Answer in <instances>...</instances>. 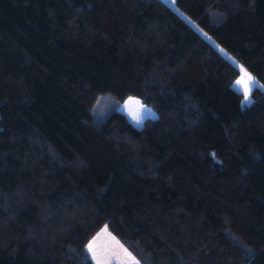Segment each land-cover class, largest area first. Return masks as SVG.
Wrapping results in <instances>:
<instances>
[{"label": "trees", "instance_id": "1", "mask_svg": "<svg viewBox=\"0 0 264 264\" xmlns=\"http://www.w3.org/2000/svg\"><path fill=\"white\" fill-rule=\"evenodd\" d=\"M264 85V0H175ZM162 0H0V264H264V92ZM157 117H98L99 96Z\"/></svg>", "mask_w": 264, "mask_h": 264}, {"label": "rangeland", "instance_id": "2", "mask_svg": "<svg viewBox=\"0 0 264 264\" xmlns=\"http://www.w3.org/2000/svg\"><path fill=\"white\" fill-rule=\"evenodd\" d=\"M162 1L165 4H167L168 6H170L181 18H183L185 21H187L204 39H206L216 50H218V52L225 59H227L232 64H233V61H235V65L234 64L233 65L239 71L237 78L234 80V82H235L241 75L240 70H239V66H243V65H241L236 59L233 58V56L231 54H229L226 50H224L208 34H206L193 21H191L185 14H183L175 6V3H173V0H162ZM221 49L223 51H221ZM250 75L255 80L259 81L255 76H253L252 74H250ZM234 82L232 83V88L236 92L241 94L242 100H243L244 96H243L242 86L233 87ZM259 83L261 85H263L260 81H259ZM256 88H258L264 92V89H261L259 87H256ZM252 91L250 92V100L251 101H252V97H251ZM132 98L137 99L141 102V100L136 98V97H132ZM128 99H129V97L124 99L122 102H118L117 100H115L114 98H112L109 95L99 96L91 111L95 116H98V117H105L113 111L123 113L126 116V118L129 120V122L136 128H140L147 119H153V118L157 117V112L153 107L145 105L144 103L141 102L144 105V108L141 110L142 122H141V125L137 126L134 121H131L130 117L127 114V110L122 107ZM250 104H247L246 106H248ZM243 107H245V106H243ZM148 110H151V112L154 114V116L147 115ZM90 242H94V249L97 252V254L108 258L107 264H142L141 258L137 254H135L131 249V246H133L132 243L129 240H123V239L119 238L118 236H116L115 234H113L107 225H104L90 239L88 244ZM86 252L88 254V257H89L91 263L96 264V261L92 259V253L88 251L87 246H86Z\"/></svg>", "mask_w": 264, "mask_h": 264}, {"label": "snow or ice", "instance_id": "3", "mask_svg": "<svg viewBox=\"0 0 264 264\" xmlns=\"http://www.w3.org/2000/svg\"><path fill=\"white\" fill-rule=\"evenodd\" d=\"M221 51L223 50L221 49ZM233 64L235 65V61H233ZM239 70L241 75L234 82L233 87L242 86L244 99L241 101V105L246 106L252 102L250 100V92L256 87L264 89V85H261L259 81L255 80L243 66H239ZM122 107L127 110V114L131 121H134L137 126L141 125V110L144 108V105L139 100L129 97ZM147 115L154 116L151 110H148ZM87 248L88 251L92 253V259L96 261V264H107L108 258L97 254L94 249V242H90Z\"/></svg>", "mask_w": 264, "mask_h": 264}]
</instances>
